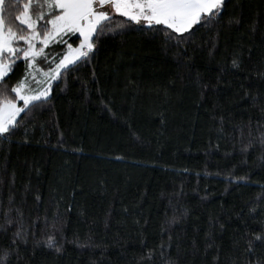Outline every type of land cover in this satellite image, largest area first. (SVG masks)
<instances>
[{"label":"trees","instance_id":"1","mask_svg":"<svg viewBox=\"0 0 264 264\" xmlns=\"http://www.w3.org/2000/svg\"><path fill=\"white\" fill-rule=\"evenodd\" d=\"M193 40L177 47L138 26L101 37L91 64L56 85L50 105L35 113L27 143L23 130L3 142L0 199L7 205L11 192L28 220L45 210L51 220L58 211L64 237L59 253L30 238L11 264H162L158 252L151 261L146 254L167 242L161 226L167 229L169 201L176 203L181 185L189 214L172 226L168 249L178 264L255 259L245 240L264 219V146L256 131L264 125V0H226L220 23L199 29ZM235 52L240 69L231 67ZM23 74L18 62L9 86ZM249 122L254 142L243 153ZM205 169L247 181L198 179L195 173ZM11 231L0 232V247ZM209 231L213 247L206 253ZM89 234L101 247L72 242L78 235L84 243ZM42 235L37 229L36 238ZM256 251L264 252V243Z\"/></svg>","mask_w":264,"mask_h":264},{"label":"snow or ice","instance_id":"2","mask_svg":"<svg viewBox=\"0 0 264 264\" xmlns=\"http://www.w3.org/2000/svg\"><path fill=\"white\" fill-rule=\"evenodd\" d=\"M225 4L226 0H0V146L5 141L11 142V138L21 130L24 131L23 142L27 143L28 125L35 113L50 105L56 85L61 82L66 84L73 72L91 64L101 37L121 35L138 26L139 30L162 34L166 42H174L179 47L181 44L194 42L193 37L199 29L211 31L216 27L220 23ZM73 38L78 41L75 47L73 43H69ZM52 45L61 51H46ZM215 47L213 39L212 48ZM18 62L23 63L24 74L9 86V74L14 73ZM40 65L47 66V71ZM240 65V53L235 52L231 67L240 69ZM38 75L42 80L37 79ZM32 83L37 85L35 89L31 86ZM81 87L85 92L88 91L87 80L81 81ZM101 103L106 110L111 111L103 99ZM247 127L249 140L241 149L243 153H247L254 142L251 122ZM262 128L264 125H256L259 142L264 146ZM220 131H223L222 117ZM239 131L243 137V127ZM195 175L198 179L223 178L229 184L247 181L245 176L237 177L230 173L221 177L219 172L212 173L207 169ZM3 182V172H0V184ZM173 195L176 203L173 204L171 198L169 201L173 214L166 219L167 229L164 225L161 226V236L167 231L168 240H162L157 249L147 252L146 259L149 261L158 252L162 264H178L168 253L172 245L170 230L173 225L187 218L189 210L180 203V198L184 195L183 185ZM35 199L39 204L40 196L37 195ZM255 214L256 209H250V215ZM212 223L210 218V226ZM258 223L261 226L259 233H246L250 238L245 240V252L248 257L255 259L246 260L245 264H264V252L256 251V244L264 243V219ZM9 229L12 231L8 244L0 247V264H11L19 246L28 244L30 238L34 245L43 244L57 253L62 251L64 237L59 212H54L51 220L47 210L43 217L37 214L28 220L23 209L16 206L15 196L11 192L7 205L0 199V232L6 234ZM37 229L43 234L40 239L36 238ZM57 233L60 234L59 240ZM211 240V232H206V253L213 247ZM72 242L80 247H101L94 242L91 234L86 236L84 243H80L78 235ZM195 245L196 241L193 240V246ZM213 264H218V256L213 257ZM232 264L236 262L233 261Z\"/></svg>","mask_w":264,"mask_h":264},{"label":"rangeland","instance_id":"3","mask_svg":"<svg viewBox=\"0 0 264 264\" xmlns=\"http://www.w3.org/2000/svg\"><path fill=\"white\" fill-rule=\"evenodd\" d=\"M75 47V46H74ZM37 79H41L42 80V77L41 76H37ZM34 84V86H32L34 89L37 87V85L35 84V83H33Z\"/></svg>","mask_w":264,"mask_h":264}]
</instances>
